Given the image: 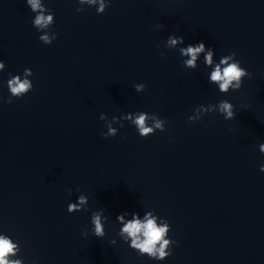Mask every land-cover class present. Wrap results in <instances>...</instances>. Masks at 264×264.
Wrapping results in <instances>:
<instances>
[{"label":"water","instance_id":"obj_1","mask_svg":"<svg viewBox=\"0 0 264 264\" xmlns=\"http://www.w3.org/2000/svg\"><path fill=\"white\" fill-rule=\"evenodd\" d=\"M44 3L55 13L51 44L26 0H0V233L20 242L25 264H264V0H111L102 14L78 12L77 0ZM172 33L214 48L217 62L235 51L253 75L220 93L203 54L187 69L164 47ZM25 68L33 89L6 103L9 73ZM221 99L234 119L188 120ZM136 111L156 113L165 131L141 137L125 120L115 137L101 135V113ZM81 193L88 210L69 213ZM99 209L103 238L90 220ZM152 209L176 241L162 261L117 235L118 214Z\"/></svg>","mask_w":264,"mask_h":264},{"label":"clouds","instance_id":"obj_2","mask_svg":"<svg viewBox=\"0 0 264 264\" xmlns=\"http://www.w3.org/2000/svg\"><path fill=\"white\" fill-rule=\"evenodd\" d=\"M81 7L76 10L84 11L83 5L97 6L98 14L105 12L106 8L111 3V0H77ZM26 4L30 6V10L35 13L32 21L34 27L41 33L38 39L44 44H51L57 39L58 33L52 31V26L55 24V13L46 6L44 0H26ZM164 27L163 24H157L156 28ZM159 47V45H157ZM164 47L168 49H178L180 55L185 59L182 61L183 66L187 69H196L198 61L203 54V63L210 69L208 80L209 83L218 86L220 93H228L230 90H239L244 82V78H251L253 75L245 67L241 66V62L236 59V52L232 51L227 55L222 56L217 62L215 57V49L206 47L203 41L197 43H189L185 46L184 36L175 33L170 34L164 42ZM161 56H166V53L161 51ZM5 62L0 59V72L5 69ZM34 73L31 68H25L22 74L12 75L9 73L7 87L11 95L5 101L11 103L12 98H20L25 96L33 89L32 80L29 77ZM146 85L144 83L134 84L137 92H143ZM0 100H4L0 96ZM219 112L224 116L225 120L234 119L236 116L235 105L228 99H221L216 104L207 106L201 104L194 109V114L188 117L190 122L197 121L205 114L210 112ZM100 119L105 122L107 131H102L101 135L105 138L115 137L119 131L114 124H119L120 128L124 127L123 121H128L135 126L138 134L141 137H147L155 134L157 130L163 132L166 129V121L159 117L156 113L147 111H136L121 114V116H113L108 119L107 114L101 113ZM259 150L264 153V143L259 145ZM260 171L264 172V164L260 166ZM68 194H72V189H68ZM89 206V197L81 193L76 202H69L67 211L69 213L77 211H87ZM92 233L98 238H103L106 235L105 223L109 217L104 215V209L93 211L91 214ZM116 221L121 225L117 235L129 244V247L134 249L138 255H147L150 259L162 261L172 254L173 245L176 243L169 236L171 225L169 221L160 217L155 213V209L145 211L143 215L139 212L129 213L127 211L120 213L116 217ZM88 229H85L83 235L87 236ZM112 244L116 243L115 239L111 240ZM21 252V244L19 241H14L11 236L0 233V264H25Z\"/></svg>","mask_w":264,"mask_h":264}]
</instances>
